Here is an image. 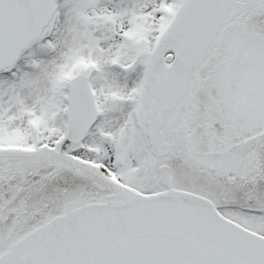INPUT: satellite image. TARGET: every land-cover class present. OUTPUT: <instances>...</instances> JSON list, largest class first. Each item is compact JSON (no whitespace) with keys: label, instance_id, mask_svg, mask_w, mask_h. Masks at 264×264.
Returning a JSON list of instances; mask_svg holds the SVG:
<instances>
[{"label":"snow or ice","instance_id":"snow-or-ice-1","mask_svg":"<svg viewBox=\"0 0 264 264\" xmlns=\"http://www.w3.org/2000/svg\"><path fill=\"white\" fill-rule=\"evenodd\" d=\"M0 264H264V0H0Z\"/></svg>","mask_w":264,"mask_h":264}]
</instances>
